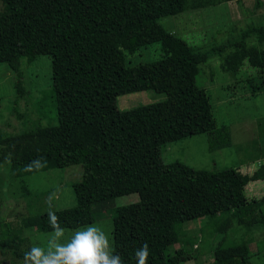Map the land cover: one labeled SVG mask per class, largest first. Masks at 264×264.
Returning <instances> with one entry per match:
<instances>
[{"label": "trees", "instance_id": "16d2710c", "mask_svg": "<svg viewBox=\"0 0 264 264\" xmlns=\"http://www.w3.org/2000/svg\"><path fill=\"white\" fill-rule=\"evenodd\" d=\"M234 1L240 0H0V65L20 73L23 60L32 64L50 57L58 121L54 127L0 135V163L10 162L16 179L83 167L82 179L73 185L76 205L54 211L65 230L93 224L114 198L138 195V203L115 209L114 247L124 264H136L135 250L145 243L148 264L189 261L193 256L186 246L169 249L183 240L182 227L191 221L207 219L204 229L225 217L229 228L236 217L250 230L264 229L262 202L245 194L251 181L264 182V163L248 175L234 167L209 172L155 160L161 147L196 135L205 134L211 150L232 144L228 127L217 126L210 97L197 85L200 66L218 49L205 53L192 47L160 21ZM261 5L258 0L256 7ZM152 44L161 46L159 61L128 64V55ZM220 48L225 72L237 75L248 61L264 74L263 26L249 25ZM225 48L230 51L223 56ZM16 92L17 99L27 94L21 79ZM139 92L166 99L118 107L120 95ZM37 158L46 166L25 171ZM29 226L53 231L47 212L29 219ZM4 238L0 234V251H17L18 245ZM213 253L207 264H251L247 241L227 248L221 242Z\"/></svg>", "mask_w": 264, "mask_h": 264}, {"label": "rangeland", "instance_id": "374dc122", "mask_svg": "<svg viewBox=\"0 0 264 264\" xmlns=\"http://www.w3.org/2000/svg\"><path fill=\"white\" fill-rule=\"evenodd\" d=\"M257 1L226 2L160 21L167 32L192 47L205 53L218 49L206 64L200 66L197 85L210 97L217 126L228 127L232 144L229 148L211 150L205 134L188 137L161 147L155 159L157 165L180 161L196 170L216 172L234 167L243 174L251 175L264 163V74L248 61L237 75L225 72L220 55V47L239 39L249 25L264 27V0L258 8ZM223 51V56H226L230 48ZM163 55L160 44H152L135 55H128L127 59L128 64L134 67L155 63ZM52 75V60L45 55L32 64L23 60L20 73L0 65V135L15 136L36 127L58 125ZM20 79L27 91L23 99L16 96V83ZM165 99L163 94L139 92L120 95L117 104L120 109L129 110ZM82 176L83 167L73 165L16 179L11 163H0V234L5 235V242L18 245L17 251L13 248L0 251V264H22L23 259H15L14 253L23 257L32 246L46 247L52 232H39L36 226L25 227L26 223L48 212L49 202L52 211L74 207L77 199L73 185ZM245 194L249 199L261 201L264 212V182L251 181ZM139 200L136 194L114 198L93 224L100 225L114 241L115 209L138 203ZM221 219L226 220L220 217L219 221ZM230 221L229 228L224 222H215L211 227L202 229L207 219L185 223L182 227L183 240L169 249V253L186 246L193 257L175 264H207L213 261V251L221 242L222 247L227 248L244 241L250 245L251 264H264V229L253 227L250 230L236 217ZM73 231L66 229V238Z\"/></svg>", "mask_w": 264, "mask_h": 264}, {"label": "clouds", "instance_id": "9594fccd", "mask_svg": "<svg viewBox=\"0 0 264 264\" xmlns=\"http://www.w3.org/2000/svg\"><path fill=\"white\" fill-rule=\"evenodd\" d=\"M46 166L44 158H37L25 166V171L39 170ZM51 198H49V201ZM49 227L53 230L46 247L32 246L24 253L22 264H124L115 252L114 241L98 224H88L73 231L66 238L59 216L51 210L47 212ZM136 264H148L147 243L135 250Z\"/></svg>", "mask_w": 264, "mask_h": 264}]
</instances>
